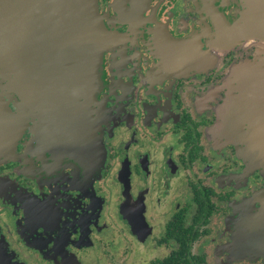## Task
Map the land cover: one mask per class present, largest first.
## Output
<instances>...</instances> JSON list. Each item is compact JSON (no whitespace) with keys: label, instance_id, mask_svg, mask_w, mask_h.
<instances>
[{"label":"flooded vegetation","instance_id":"obj_1","mask_svg":"<svg viewBox=\"0 0 264 264\" xmlns=\"http://www.w3.org/2000/svg\"><path fill=\"white\" fill-rule=\"evenodd\" d=\"M97 17V60L19 74L1 115L0 264H264V71L224 103L264 64V0Z\"/></svg>","mask_w":264,"mask_h":264},{"label":"water","instance_id":"obj_2","mask_svg":"<svg viewBox=\"0 0 264 264\" xmlns=\"http://www.w3.org/2000/svg\"><path fill=\"white\" fill-rule=\"evenodd\" d=\"M97 19L96 0H0V80L14 93L32 71L46 87L54 65L94 62ZM7 111L0 94V119Z\"/></svg>","mask_w":264,"mask_h":264},{"label":"rangeland","instance_id":"obj_3","mask_svg":"<svg viewBox=\"0 0 264 264\" xmlns=\"http://www.w3.org/2000/svg\"><path fill=\"white\" fill-rule=\"evenodd\" d=\"M96 14H97V0H96ZM99 37L100 36L96 33V35H95L96 44H97V38L99 39ZM95 40H94V43H95ZM96 46L98 47V51L97 52L100 54L102 49H100L99 43ZM261 57L264 59V53H263V55ZM261 66H264V64L259 62V57H257L256 62H252V61L247 62V61H245V63H241L239 65H236V66L232 67L230 72H229V74H228L229 75L228 84H229V88L230 89H229V92L227 94V97H226V100L224 101V103L228 104L232 100L231 98H232L233 94L239 92V88H241V84H242V82H241L242 81V77H243L242 73H244V74H245V72L246 73H252V76H257L256 72L262 71V70L264 71L263 67H262V69L260 68ZM0 94L2 95L1 99L3 98V96L5 97V99L3 98L2 100H3L4 104H5V107L7 108L8 102H11V101L13 102V100H12L13 92L10 89L8 78H4V80H0ZM236 97L237 96H235L233 98H236ZM12 105L16 106L14 104H12ZM222 115H224V119L225 120L227 119V117H229L228 119L231 122L230 118L232 117L231 116L232 114H231V111H229V106L224 108L223 110H219L216 113V116H217V119H218L216 127H218V128H220L221 123H222L221 122L222 121V118H221ZM233 143H235V145H236L238 143V141H234ZM245 146L247 147V144H245ZM235 148H236V151L238 152L237 153L238 155H240L241 151L244 152L243 149H239L236 146H235ZM247 151H253L252 147L248 148ZM112 177L108 176L109 183H112ZM247 194H248V192H247ZM241 212H242V214L248 216L249 214L250 215H254L255 211L248 212V213L243 212V211H241ZM260 240H261L262 243L264 242V238H260ZM232 257H233L232 259H235V260L243 258V257L240 258V256H238L237 258H235L234 256H232ZM244 257H247L245 260L249 261L248 260L249 257H252V256H248L247 255V256H244Z\"/></svg>","mask_w":264,"mask_h":264}]
</instances>
